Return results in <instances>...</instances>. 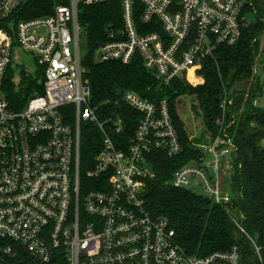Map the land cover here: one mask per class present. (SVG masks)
<instances>
[{
  "label": "built area",
  "instance_id": "2783aa9c",
  "mask_svg": "<svg viewBox=\"0 0 264 264\" xmlns=\"http://www.w3.org/2000/svg\"><path fill=\"white\" fill-rule=\"evenodd\" d=\"M29 1L0 0V264H242L237 246L203 257L189 254L169 220L148 211L147 182L156 178L152 156L175 158L183 151L169 102L134 91L117 97L116 105L141 115L129 143L121 140L125 120L110 112L111 101L100 115L91 104L79 13L80 6L121 5V26L107 29L97 62L129 65L140 59L164 86L181 79L195 87L202 84L205 61L220 47L238 44L253 26L248 16L258 18L256 0H69L50 15L25 18ZM15 47L32 54L38 68L28 75L34 85L25 102L7 96L8 82H16ZM22 82L23 75L18 87H28ZM68 106L72 124L61 111ZM233 106L231 97L222 100L219 135L166 186L233 207L235 195L223 193L221 184L233 174L225 171H234ZM83 123L103 139L82 179ZM238 216L232 220L246 234L244 216ZM248 238L262 262L257 242Z\"/></svg>",
  "mask_w": 264,
  "mask_h": 264
},
{
  "label": "trees",
  "instance_id": "16d2710c",
  "mask_svg": "<svg viewBox=\"0 0 264 264\" xmlns=\"http://www.w3.org/2000/svg\"><path fill=\"white\" fill-rule=\"evenodd\" d=\"M61 4L67 5L69 0H30L25 7L24 17L50 15L55 5ZM255 4L259 10L258 23L243 32L238 44L220 47L213 58L205 61L200 71L204 82L195 87L181 79L164 86L145 69L140 59L129 65L97 62L95 54L105 40L107 29L121 26V5L111 2L80 6L79 13V23L86 37L83 65L87 70L85 80L92 94L91 104L99 108L100 115L104 104L111 101L108 106L110 112L121 115L125 120L126 128L121 140L129 143L141 115L126 104L116 105L117 97L124 92L134 91L150 101L169 102L183 151L175 158H169L164 153L152 156L156 178L147 182L145 198L148 211L169 220L176 234V242L189 254L203 257L237 246L242 251V264H264V110L253 105V101L264 93V59L262 66L257 68L262 70V75L255 73L259 51L264 57V43L260 40L264 38V0H256ZM24 76L22 83L28 87H17L12 80L8 82L6 90L11 102H25L29 98L34 80L28 75ZM237 84H242L243 88L230 95ZM226 96L234 100L233 111L229 115H236V125L230 131L237 149L234 171L230 177L235 195L233 207L217 205L202 195L178 190L164 183L180 167L199 160L203 156L201 146L219 135L216 121L222 116L221 105ZM185 97L192 98V109L202 121L204 132L196 137L189 132L181 116ZM61 111L65 121L72 124L73 107L68 106ZM102 139L97 128L82 124V179L94 157L101 151ZM233 213L244 216L240 224L246 234L233 222ZM247 235L257 242L262 262L257 258Z\"/></svg>",
  "mask_w": 264,
  "mask_h": 264
},
{
  "label": "rangeland",
  "instance_id": "374dc122",
  "mask_svg": "<svg viewBox=\"0 0 264 264\" xmlns=\"http://www.w3.org/2000/svg\"><path fill=\"white\" fill-rule=\"evenodd\" d=\"M248 20L253 25H256L258 23V18L254 15L248 16ZM260 40H261V43H264L263 37H261ZM262 48H263V45H262ZM83 52L86 53V47H84ZM259 52L260 53L258 55L257 65L261 67L263 64L264 57H262L263 56L262 52L261 51ZM12 67H13L12 70H13V75L15 76V79H16L17 87L19 86L20 81L22 79V74H23V77H25L24 75H31V74L34 75L38 69L35 63V60H34V56L32 54L21 51L18 47H15L14 49ZM257 101H258L257 107L264 110V93L262 96L257 98ZM192 104H193L192 98L185 97L183 111L181 112V116L184 122L186 123L189 132L191 131L192 134L195 135L196 137V135H201L204 132V130H203L201 118L198 115H196L195 111L192 109ZM225 172L228 174V176H230L233 173V169L226 170ZM221 184H222L223 193L228 192L232 196H234L233 189H232L233 184H232L230 177L222 178ZM198 192L201 193V190H198ZM232 215L236 219H239V216L236 213H233Z\"/></svg>",
  "mask_w": 264,
  "mask_h": 264
},
{
  "label": "water",
  "instance_id": "95a60500",
  "mask_svg": "<svg viewBox=\"0 0 264 264\" xmlns=\"http://www.w3.org/2000/svg\"><path fill=\"white\" fill-rule=\"evenodd\" d=\"M100 57H101V55L99 54V55H98V61L100 60ZM257 73H258L259 76H261V75H262V70H261V69H258V70H257ZM242 88H243V85H242V84H237V85H235V86L231 89V91H230V95H233L237 90L242 89ZM231 157H232L233 162H235V161H236V154H235V153H232Z\"/></svg>",
  "mask_w": 264,
  "mask_h": 264
},
{
  "label": "crops",
  "instance_id": "0c3cea01",
  "mask_svg": "<svg viewBox=\"0 0 264 264\" xmlns=\"http://www.w3.org/2000/svg\"><path fill=\"white\" fill-rule=\"evenodd\" d=\"M203 82H204V78H202V84H203Z\"/></svg>",
  "mask_w": 264,
  "mask_h": 264
}]
</instances>
